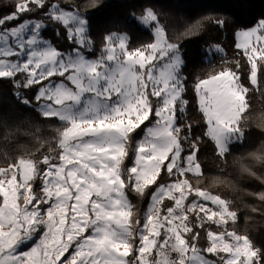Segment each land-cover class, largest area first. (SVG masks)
I'll return each instance as SVG.
<instances>
[{"label": "snow or ice", "instance_id": "6c2138e0", "mask_svg": "<svg viewBox=\"0 0 264 264\" xmlns=\"http://www.w3.org/2000/svg\"><path fill=\"white\" fill-rule=\"evenodd\" d=\"M137 19L155 22V42L129 49L126 35L109 34L93 58L88 17L72 6L17 0L0 17V80L12 83L17 103L62 125L46 153L0 167V264H217L206 254L220 264L264 261L247 235L228 230L237 220L229 202L189 179L203 175L198 154L205 138L222 160L244 139L247 94L264 92V19L238 34L251 88L238 60L235 70L196 83L202 136L181 122L189 102L180 45L169 41L152 9ZM50 23L58 36L63 30L67 51L44 38ZM138 130L143 137L128 166ZM133 194L148 196L142 219ZM200 230L206 248L197 246ZM165 248L177 259L148 258L154 250L165 256Z\"/></svg>", "mask_w": 264, "mask_h": 264}, {"label": "trees", "instance_id": "16d2710c", "mask_svg": "<svg viewBox=\"0 0 264 264\" xmlns=\"http://www.w3.org/2000/svg\"><path fill=\"white\" fill-rule=\"evenodd\" d=\"M65 7L72 6L88 17L91 39L95 50L104 46L109 34H127L129 49H137L154 42V36L142 27L137 18L145 15L146 9H152L159 23L166 30L170 42L178 43L184 59L183 75L186 77L185 98L187 111L181 122L190 121L196 136H202L204 123L197 107L195 85L200 79H206L223 68L235 70L236 61H240L241 79L248 83L249 65L239 50H226L224 55L209 58L208 49L213 45L225 46L233 41L237 32L256 26L264 19V0H58ZM17 0H0V17L15 10ZM25 13L22 18H27ZM225 19V24L217 25L215 19ZM40 19H44L43 16ZM56 25L49 24L44 38L57 49L67 51L70 44L63 30L56 33ZM12 83L0 80V167L20 158L40 157L46 153L48 142L58 137L62 127L56 120L42 119L37 111L25 108L17 103L13 96ZM34 89L26 95L31 97ZM248 108L242 114L241 124L245 136L241 143L234 144L231 152L222 160L216 153L214 143L205 138L200 144L198 159L203 175L189 179L193 185L219 195L229 202L230 210L236 211L235 224L229 222L228 230L247 235L255 248L264 253V92L251 90L246 97ZM133 145L129 147V157L125 164L131 166L132 147L143 137L138 130ZM167 182V177H164ZM151 191V190H149ZM136 212L143 218L148 207V196L144 198L130 196ZM191 200L192 197H189ZM166 204L169 202L166 201ZM213 231L221 228L209 225ZM197 246L206 248V233L200 230ZM208 259L217 256L206 254ZM222 256L225 254H221ZM264 264V261H262Z\"/></svg>", "mask_w": 264, "mask_h": 264}, {"label": "rangeland", "instance_id": "374dc122", "mask_svg": "<svg viewBox=\"0 0 264 264\" xmlns=\"http://www.w3.org/2000/svg\"><path fill=\"white\" fill-rule=\"evenodd\" d=\"M142 17H144V16H142ZM139 18H141V17H139ZM138 20V23L142 26V27H144L145 29H148V30H150L151 32H152V35L154 36V42H155V31H156V29H155V27H152L151 25L152 24H154L155 22H151V21H149V23L148 24H144V23H142L141 22V20H139V19H137ZM160 24V23H159ZM161 25V24H160ZM162 26V25H161ZM163 27V26H162ZM255 27V26H254ZM253 27V28H254ZM250 29H252V28H250ZM250 29H247V30H250ZM240 31H242V30H240ZM240 31H238L237 32V34H236V36L234 37V39H233V41H230V42H227L226 44H225V46H222V45H213V46H211L209 49H208V52H209V58H213V56L214 55H224L225 53H226V50H229V51H232V50H234V49H236V50H239V51H241L240 49H238L237 48V43L239 42V32ZM116 35H126L127 37H128V35L127 34H125V33H123V34H116ZM49 41V40H48ZM52 44V43H51ZM216 48H221V49H223V52H217L216 51ZM99 54V52L98 51H95V53H93V54H91L92 55V57L94 58L96 55H98ZM189 175H191V174H189ZM39 182L37 181V184H38ZM166 202V201H165ZM211 206V205H210ZM42 207H46V206H42ZM229 222H231V221H229ZM212 226H215V227H217L216 225H212ZM37 235H39V234H37ZM32 243L33 242H29V245L28 246H24V250H27L28 249V247L29 246H32ZM164 252H165V256H160L158 253H156L155 252V250L153 251V253L152 254H150V255H148V254H146V255H148V258L150 259V260H152V259H156V260H164V259H167V260H169V261H171V260H175V259H177V257H178V254L177 253H175V252H170L167 248H165L164 249Z\"/></svg>", "mask_w": 264, "mask_h": 264}]
</instances>
